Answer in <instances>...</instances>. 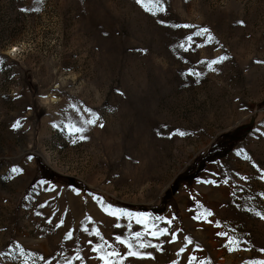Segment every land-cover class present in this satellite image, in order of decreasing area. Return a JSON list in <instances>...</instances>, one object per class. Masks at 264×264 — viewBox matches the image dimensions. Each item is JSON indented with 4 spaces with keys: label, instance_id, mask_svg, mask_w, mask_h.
Wrapping results in <instances>:
<instances>
[{
    "label": "rangeland",
    "instance_id": "rangeland-1",
    "mask_svg": "<svg viewBox=\"0 0 264 264\" xmlns=\"http://www.w3.org/2000/svg\"><path fill=\"white\" fill-rule=\"evenodd\" d=\"M162 2L153 15L137 0H0V264H103L95 229L125 253L115 237L144 226L96 197L178 234L145 236L161 246L141 250L154 259L125 264L264 260V0ZM184 24L197 27H173ZM205 27L211 44L180 47ZM222 55L215 72L201 63ZM206 211L211 224L194 218ZM219 232L251 251H229ZM184 237L194 243L177 255Z\"/></svg>",
    "mask_w": 264,
    "mask_h": 264
},
{
    "label": "snow or ice",
    "instance_id": "snow-or-ice-1",
    "mask_svg": "<svg viewBox=\"0 0 264 264\" xmlns=\"http://www.w3.org/2000/svg\"><path fill=\"white\" fill-rule=\"evenodd\" d=\"M137 3L141 4L142 6H145L146 10L149 11L153 15L167 11V9L164 7L162 0H154L152 7H147L146 5H144V0H137ZM160 22L163 23V21H160ZM239 23L241 25H243L244 22L239 21ZM173 27L194 28L197 26L184 24V25H173ZM193 36L206 37V43H208V44H211L215 39V37L211 34L210 29H208L206 27L205 28H198V30L193 35H189L187 37L188 47H185V45L183 43H181L180 47L184 48L185 51H188L189 48L191 47V45L193 43H195ZM217 43H219V42L217 41ZM198 47H203V45H198ZM221 47H223V45H221ZM13 51H16V49H13ZM228 59H229L228 56L222 55L217 59H212L209 61H202L201 63H206L209 70L215 72L217 69L213 66L221 64ZM3 62H4L3 58L0 57V64H2ZM256 63H264V61H256ZM191 74H195L197 76L200 75V73H198V72L190 73V75ZM72 107L74 109H76L75 105H72ZM77 111H79V109H77ZM85 111L91 113L90 109H85ZM98 119H99L98 116L94 117V118L87 119L84 121V124L96 125ZM55 126L56 125H54V127ZM99 126L103 127L104 125L100 124ZM20 127H21V122L19 120H17L14 123L13 128H20ZM73 127L75 130V133H77V134L84 133L85 131H87V129L84 127H75V126H73ZM178 134L180 136L185 135L184 132H179ZM79 139L84 140V139H86V137L84 135H79ZM29 159H32V157H29ZM245 159H249V157L245 156ZM12 171L15 173H19L21 171V169L13 167ZM228 182H229L228 180L224 181L225 184H227ZM209 183H214V181H209ZM96 199L100 203L103 210L108 215L118 217V218L119 217H127L129 219V221L135 220L136 224L143 225L144 229H145V231H143V232H140V231L134 232L132 234V236L128 239H123L119 235L115 237V241L117 243H119L120 245L125 246L127 249V251L123 254L120 251L116 250L114 245L110 244L107 240H104L99 229H95L94 231L89 233L90 235H94L96 237H99L103 241L102 243L93 245V247L91 248V251L99 254L97 258L100 261H102L103 264H125V261L129 260L130 258H134V259H138V260L154 259V257L150 253H145V252H142L141 250L147 249V248L159 249L161 246L152 244V242L150 240L146 241L144 239L145 236H151L152 238H159L161 236H171L170 242H175L178 238V234L175 231L170 233L168 228L157 229L156 223L155 222L149 223L148 217L141 216V215L133 216V214L130 212H124L121 210L113 209L112 205H108L107 207H104L102 198L96 197ZM201 207H203V206H201ZM255 214L257 216H259L261 219H264V214H262L261 212H256ZM212 216H213V213L211 211H206V212H201L199 216L194 217V218L198 219V220H204L207 223L211 224V223H213V221L210 220L209 217H212ZM91 219H92L91 217H88V220L90 222H91ZM154 219H155V221H159L162 218L161 217H155ZM48 222L51 223V220H49ZM63 223H64L63 221H60V223L57 225V227L63 226ZM172 223H173L172 219L167 220L168 225H171ZM216 226L217 227L220 226L218 222H217ZM115 227L119 228V227H121V225L116 224ZM131 227H132V224L129 223L128 228L131 229ZM83 231L89 232L88 227H84ZM217 235H219L221 237H227V244L225 245V247H227V249L229 251H241V250L251 251V249H248V248L241 249L239 247L240 242L237 241L235 238L230 237L227 232H219V233H217ZM72 237H73V233L71 231L67 232L66 239L71 240ZM183 239L185 241V246L180 248L177 255L183 254L188 249V247L192 246L194 243L193 240L189 237H184ZM88 243L90 245L93 244V242L91 240H89ZM109 249H111V250L109 251ZM196 251H202V249H200L199 246L197 245ZM259 251L261 253H264V248L259 249ZM40 259L43 260L44 257H40ZM75 259L76 260H82L83 257H81L79 255V253H77ZM187 261H188V264H212L210 259H199L194 254L191 255L190 257H188ZM69 264H71V261H69ZM174 264H176V262H174ZM246 264H264V260L250 261V262H246Z\"/></svg>",
    "mask_w": 264,
    "mask_h": 264
},
{
    "label": "trees",
    "instance_id": "trees-1",
    "mask_svg": "<svg viewBox=\"0 0 264 264\" xmlns=\"http://www.w3.org/2000/svg\"><path fill=\"white\" fill-rule=\"evenodd\" d=\"M245 129V126L244 127H242L240 130H239V132L240 131H243ZM249 129V128H248ZM249 131H247V132H245V134H247ZM228 153V151L227 152H225V153H222V154H220V155H218V154H215V155H213L214 157H217V158H219V157H223L224 155H226ZM198 172V171H197ZM197 172H195L193 175H191V176H189L188 178H183V180H186V181H193L195 178H196V173ZM52 182H54V183H61V182H63V183H68V184H71V185H73V186H75V187H78V188H83V186L79 183V182H77L76 180H74V179H70V178H66V177H63V176H56V178H52V177H50L49 178Z\"/></svg>",
    "mask_w": 264,
    "mask_h": 264
}]
</instances>
